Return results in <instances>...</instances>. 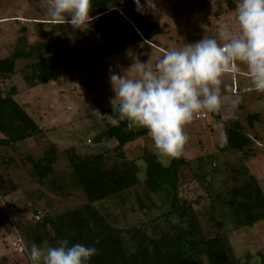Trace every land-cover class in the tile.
Returning a JSON list of instances; mask_svg holds the SVG:
<instances>
[{
    "label": "rangeland",
    "instance_id": "374dc122",
    "mask_svg": "<svg viewBox=\"0 0 264 264\" xmlns=\"http://www.w3.org/2000/svg\"><path fill=\"white\" fill-rule=\"evenodd\" d=\"M230 3L235 7L230 8ZM237 3L238 0H140L144 16L158 23L164 33L142 46L97 59L87 68L81 66L76 54L99 44L95 37L90 42L85 40L86 30L94 29L95 25L90 21L83 30L68 25L64 29L66 39L60 41L64 33L61 29L48 38L56 60H63V64L61 79L45 86L27 88L24 77L30 74L32 61L17 62L15 75L11 81L0 83V90L5 92L16 86L19 90L16 100L26 105L28 113L45 132L15 148L0 149V175L16 186L15 190L7 186L8 195L0 189V264H31L26 253L17 252L18 239L30 248L24 234L32 233L40 219L86 203L81 191H73L71 195L55 191L54 178L70 171L65 150L76 147L77 152L84 155L110 152L116 145L115 141L100 145L94 142L109 120L104 112L111 107L109 99L114 96L109 82L110 70L122 73L136 58L147 62L151 57L155 64L167 51L204 37L217 39L222 45L224 41L218 34L220 26L239 33ZM38 23L66 22L48 18L46 0H0V60L13 53L22 26H26L30 41L39 40ZM235 67L234 74L225 73L221 78L220 119L213 115L214 111L202 110L185 128L188 140L183 154L188 166L180 173L178 195L170 185L164 186L152 195L157 208L147 215L140 210L139 201H144L141 186L125 196L124 204L115 199L98 202L95 206L106 214L109 212L116 220L114 225L127 228L150 222L168 212L178 196L192 205L206 237L214 235L219 227L228 235L241 264H264V221L234 230L231 217L223 212L226 192L248 182L250 176L258 180L264 191V92L255 90L245 65L235 62ZM253 114H258L259 119L250 124L248 117ZM231 121L240 122L252 140L244 151L221 150L225 145L224 127ZM51 144L57 146L59 160L52 165L55 175L48 176L41 184L34 176L31 162L41 160ZM145 148H154L148 134L127 149V159L135 160L141 169V181L146 179V164L142 160ZM171 160L164 164L167 166ZM222 219L224 224L220 225Z\"/></svg>",
    "mask_w": 264,
    "mask_h": 264
},
{
    "label": "trees",
    "instance_id": "16d2710c",
    "mask_svg": "<svg viewBox=\"0 0 264 264\" xmlns=\"http://www.w3.org/2000/svg\"><path fill=\"white\" fill-rule=\"evenodd\" d=\"M229 7L234 8L235 5L230 3ZM91 16L95 26L92 30H86L85 40L90 42L95 37L99 44L77 52L83 68L89 67L97 59L147 44L164 33L158 23L144 16L142 7L141 11H137L134 0H92ZM38 24L41 29L40 39L35 42L30 41L26 35V26L19 30L13 53L0 60V83L11 81L18 61H32L30 74L24 77L29 89L61 79L60 66L63 60H56L48 38L60 29L64 32L68 25ZM66 37L64 32L60 41ZM18 95L16 86L5 92L0 90V134L3 136L0 138V149L15 148L21 142L45 132L28 113L26 105L16 100ZM104 115L109 120L94 142L100 145L115 141L112 151L82 155L76 147H71L64 151L70 167L69 173L63 172L59 178H54L55 191L60 194L64 192L65 195L81 191L86 203L40 219L32 233L24 234L29 247L32 243L39 246L43 241L55 246L57 240L66 238L70 244L81 243L97 248V255L91 259L90 264H241L228 235L218 227L214 235L206 237L192 205L178 196L168 212L150 222L127 228L114 225L116 220L109 212L106 214L96 208V203L105 200L116 199L124 204L125 196L141 186L144 189V201H139L140 210L147 215L157 208L152 195L164 186L170 185L178 195L180 173L188 166L183 152L180 157L172 158L166 166L157 161L154 148H145L142 160L146 164V179L141 181V169L135 160L127 159V149L146 136L147 130H128L126 122L112 125L111 107ZM213 115L220 119L218 110ZM258 119V114L248 117L250 124ZM224 131L225 145L221 147L224 152L244 151L252 144L251 138L245 134V127L238 121H231L224 127ZM58 160L59 150L51 144L41 160L31 162L34 176L41 184H44L48 176L55 175L52 165ZM7 186L12 190L16 188L10 180H4L0 175V189L4 195L9 193ZM226 194L223 212L231 217L234 230L250 228L264 221V191L256 178L250 176L248 182L234 186ZM223 224L222 219L220 225Z\"/></svg>",
    "mask_w": 264,
    "mask_h": 264
},
{
    "label": "clouds",
    "instance_id": "9594fccd",
    "mask_svg": "<svg viewBox=\"0 0 264 264\" xmlns=\"http://www.w3.org/2000/svg\"><path fill=\"white\" fill-rule=\"evenodd\" d=\"M141 11L140 0H134ZM47 16L66 22L73 29H85L94 18L92 0H46ZM236 20L239 33L220 26L219 39L206 38L167 51L153 64L152 59L111 71L109 82L114 96L110 123L126 122L128 130H147L157 161L165 163L182 155L188 137L186 126L202 110L217 111L220 85L225 73H235V62L246 66L254 88L264 92V0H238ZM31 264H90L97 248L59 239L21 249Z\"/></svg>",
    "mask_w": 264,
    "mask_h": 264
},
{
    "label": "built area",
    "instance_id": "2783aa9c",
    "mask_svg": "<svg viewBox=\"0 0 264 264\" xmlns=\"http://www.w3.org/2000/svg\"><path fill=\"white\" fill-rule=\"evenodd\" d=\"M201 117L203 118V117H206V116L202 115ZM15 245L17 247V252L19 254H25V253L21 252V249H26V247H25V245H24V243H23V241L21 239H18V241H17V243H15Z\"/></svg>",
    "mask_w": 264,
    "mask_h": 264
},
{
    "label": "crops",
    "instance_id": "0c3cea01",
    "mask_svg": "<svg viewBox=\"0 0 264 264\" xmlns=\"http://www.w3.org/2000/svg\"><path fill=\"white\" fill-rule=\"evenodd\" d=\"M218 111H219V110H218ZM220 113L222 114V111H221V110H220L219 114H220Z\"/></svg>",
    "mask_w": 264,
    "mask_h": 264
},
{
    "label": "water",
    "instance_id": "95a60500",
    "mask_svg": "<svg viewBox=\"0 0 264 264\" xmlns=\"http://www.w3.org/2000/svg\"><path fill=\"white\" fill-rule=\"evenodd\" d=\"M126 23H129V21H126Z\"/></svg>",
    "mask_w": 264,
    "mask_h": 264
}]
</instances>
